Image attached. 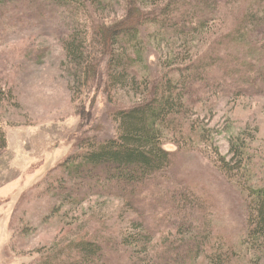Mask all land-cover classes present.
Returning <instances> with one entry per match:
<instances>
[{"label":"trees","instance_id":"16d2710c","mask_svg":"<svg viewBox=\"0 0 264 264\" xmlns=\"http://www.w3.org/2000/svg\"><path fill=\"white\" fill-rule=\"evenodd\" d=\"M113 1L0 0V10L28 5L37 11L38 20L65 26L64 45L81 84L99 75L105 63L98 60L100 53L108 61L109 85L132 77L146 96L140 104L118 112L116 138L101 143L86 140L81 150L60 164L68 173L61 182L64 188L57 183L50 186L69 192L67 200L75 205L93 197L123 201L139 232L132 236L118 230L114 233L110 229L119 227L107 222L108 228L74 242L66 240L57 254L40 257L34 264H196L201 257H208L211 264H233L237 248L220 243L218 236L214 243V228H204L199 217L188 213L198 201L189 186L171 175L178 156L166 145L169 141L183 148L193 138L195 125L188 118L192 104L196 98L203 103L209 96L203 98L199 86L209 91L217 87L225 96L264 95V0H124L126 9L121 16L103 18L101 7L107 8ZM243 6L245 13L236 26L209 44L210 30L229 21ZM92 23L95 43L90 36ZM145 26L154 31L157 45L169 50L162 64L170 71L155 83L146 77L148 70L142 75L146 69ZM231 46L235 47L232 52ZM222 51L226 55L218 56ZM8 96L14 94L0 89V108L9 102ZM231 146V154L239 155V166L233 167L220 153L217 160L235 179L237 169L245 165L249 147L241 146L236 138ZM8 147V133L2 125L0 153ZM237 183L245 185L241 180ZM248 192L250 229L245 247L257 257L254 263L261 264L264 188L252 187ZM162 227H173L175 238L167 237V243L154 247ZM192 231L197 236L191 239Z\"/></svg>","mask_w":264,"mask_h":264},{"label":"rangeland","instance_id":"374dc122","mask_svg":"<svg viewBox=\"0 0 264 264\" xmlns=\"http://www.w3.org/2000/svg\"><path fill=\"white\" fill-rule=\"evenodd\" d=\"M125 9L124 0H114L107 8L101 7L102 17L121 16ZM244 13L243 6L229 21L210 30L209 44L233 29ZM37 18V11L28 5L0 10V89L14 94L0 108V126L9 138V147L0 153V264H34L40 257L57 254L66 240L74 242L108 228L107 222L119 227L110 229L114 233L118 230L132 236L139 232L123 201L93 197L75 205L67 200L69 192L50 186L57 183L64 188L61 182L68 173L60 164L81 150L86 140L101 143L116 138L118 112L140 104L146 96L132 77L109 85L108 61L100 53L98 60L105 63L99 75L81 84L64 45L65 26ZM89 29L95 43V25ZM142 32L147 46L142 75L148 70L146 77L155 83L170 71L162 64L169 50L157 45L150 27H143ZM234 49L231 46L230 52ZM225 55L222 51L218 56ZM216 89L199 86L203 98L209 96L203 103L195 97L192 104L188 117L195 125L191 141L183 148L168 141L166 147L178 156L170 171L174 179L192 189L198 203L188 213L199 217L204 228H214V243L218 236L220 243L237 248L233 264H255L258 259L245 241L250 229L248 190L264 188V95L231 93L230 97ZM232 138L249 147L235 179L217 160L220 153L233 167L239 166V155L231 154ZM174 231L173 227L160 228L152 246H163L167 237L175 238ZM195 236L192 231L191 239ZM196 264L211 263L201 257Z\"/></svg>","mask_w":264,"mask_h":264}]
</instances>
